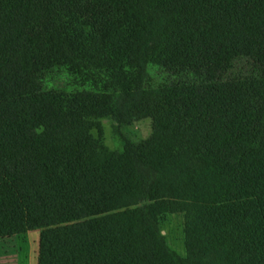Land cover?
Wrapping results in <instances>:
<instances>
[{
  "label": "trees",
  "instance_id": "obj_1",
  "mask_svg": "<svg viewBox=\"0 0 264 264\" xmlns=\"http://www.w3.org/2000/svg\"><path fill=\"white\" fill-rule=\"evenodd\" d=\"M150 60L189 79L138 90ZM149 116L121 152L92 135ZM29 230L38 264H264V0H0V239Z\"/></svg>",
  "mask_w": 264,
  "mask_h": 264
},
{
  "label": "rangeland",
  "instance_id": "obj_2",
  "mask_svg": "<svg viewBox=\"0 0 264 264\" xmlns=\"http://www.w3.org/2000/svg\"><path fill=\"white\" fill-rule=\"evenodd\" d=\"M62 67L49 78L47 85L65 89L67 91L89 89L94 91L106 90V75L99 70L84 71L82 74L66 73ZM127 74L134 75L138 90L148 91L159 89L165 85L188 80V76L173 73L154 60H150L144 68L128 66ZM112 89V88H111ZM154 120L152 117L135 118L129 124H118L112 118H103L92 129V135L99 139L104 146L112 152H121L123 143L121 135L134 142H142L149 138L153 131ZM185 212H166L160 215L159 224L161 233L166 237L168 244L180 255L186 256L185 242ZM40 230L28 232L13 237L0 239V264H38Z\"/></svg>",
  "mask_w": 264,
  "mask_h": 264
}]
</instances>
